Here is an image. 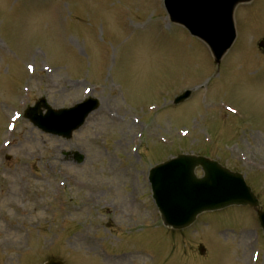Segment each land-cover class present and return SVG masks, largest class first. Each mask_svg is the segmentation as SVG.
Instances as JSON below:
<instances>
[{"label": "rangeland", "instance_id": "1", "mask_svg": "<svg viewBox=\"0 0 264 264\" xmlns=\"http://www.w3.org/2000/svg\"><path fill=\"white\" fill-rule=\"evenodd\" d=\"M161 4L0 0V264H264L255 210L205 213L172 234L141 172L208 156L243 173L264 208V0L238 8L219 67ZM86 96L100 107L70 140L24 117L41 97L61 108Z\"/></svg>", "mask_w": 264, "mask_h": 264}, {"label": "water", "instance_id": "2", "mask_svg": "<svg viewBox=\"0 0 264 264\" xmlns=\"http://www.w3.org/2000/svg\"><path fill=\"white\" fill-rule=\"evenodd\" d=\"M240 1L245 0H180L179 18L188 23L194 34L210 40L217 51L224 50L235 38L232 14L235 5ZM189 2L200 11L196 19L186 8ZM194 6L190 9H194ZM261 45L264 46V42ZM189 95L190 93H187L176 102L186 99ZM43 105L48 107L44 102ZM40 106L41 103L36 108H30L26 116L45 131L67 138H70L73 130L80 126L84 116L96 107L94 102H90L77 110L52 113L56 119L55 124L52 122L45 124L36 117ZM74 156L78 162L84 160V156L78 152H75ZM199 165L206 172L202 179H197L194 172ZM151 182L162 219L167 226L174 228L190 225L199 213L207 210L230 205L249 204L260 207L257 197L240 174L233 173L203 157L182 155L166 165L158 166L151 171ZM258 214L264 227V211L260 210ZM48 264L62 263L50 261Z\"/></svg>", "mask_w": 264, "mask_h": 264}]
</instances>
